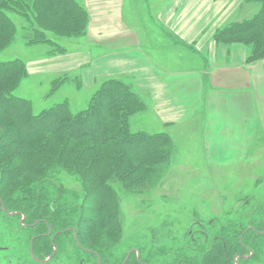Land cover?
Returning <instances> with one entry per match:
<instances>
[{"label": "rangeland", "instance_id": "obj_1", "mask_svg": "<svg viewBox=\"0 0 264 264\" xmlns=\"http://www.w3.org/2000/svg\"><path fill=\"white\" fill-rule=\"evenodd\" d=\"M153 1L128 0L126 5L127 18H134L144 24L151 43L162 40L164 34V29L156 18L157 13L152 10ZM229 1H236L239 4H234L233 7L227 4L238 12L234 11L232 14L234 17L226 26L252 19L261 8L257 3L248 6L244 0ZM76 2L86 10V0ZM241 2L243 5L239 9ZM245 9H248L247 13L244 12ZM11 19L16 25L17 32L13 43L0 52V61L21 60L28 72L13 95L31 101L35 114L64 102L70 103L74 113L85 109L93 94L100 88L103 79L98 78L97 82L91 85L87 82L88 76L84 75L87 72L84 68L80 71L76 69L59 72L56 71V66L53 67L55 62L51 61H56L53 58L58 55L86 49L87 46H83L82 39L87 28L85 34L74 38H61L49 33L47 38L57 45L51 47L48 44L32 43L39 30L37 25L17 15H11ZM164 36L166 37L165 34ZM152 46L155 48L154 43ZM245 46L249 50L250 58L254 47ZM59 47L61 51H58ZM192 50L194 55H200L194 48ZM259 62H264V58L248 63ZM48 68H51V71L44 72ZM56 80L60 84L54 89ZM122 81L136 95L141 96L142 100L148 97L146 92L136 90L137 85L131 78ZM152 120L149 112L146 114L139 112L131 120V131L157 132L153 128ZM199 127H195V130L202 129ZM178 131L171 136L172 139L170 138L172 144L169 147L171 153L169 159L154 167L153 176L151 174L148 179L139 180L134 185L124 181H111L118 203L114 212L116 215H112V218L117 219L116 235L85 234L83 240L87 245L99 249L100 247L116 249L119 254L127 250L132 252L137 248L140 251V259L148 263L160 259L170 261L175 253L177 260L187 259L195 264V261L201 262V257L206 256L205 253H208L209 259L221 252L225 244L229 250L232 245L237 246L238 237L242 234L244 225L248 224L247 216L249 220L263 225L264 125L258 127L257 135L253 142L249 143L244 157L220 160L206 158L201 151L200 142L199 145L189 141L185 137L184 129ZM164 132L169 134L168 130ZM53 172L56 173L50 175L49 181L52 183L56 179L59 183L52 186L56 192L54 190L49 192L47 208L58 207L54 201L58 199L60 193L62 201L68 199V206L74 208L81 204L83 188L79 178L58 167L53 169ZM23 180L26 186L39 179ZM58 186L61 189L60 193ZM21 187L24 186L15 185L12 190L3 191V196L8 197ZM64 189L68 192H63ZM21 220L23 219H18L17 216L4 218L0 215V264H41L30 256L31 233L24 228L26 224L24 220L21 224ZM262 229L264 230V227ZM67 235L66 238H71L69 234ZM65 241L67 246L71 242L73 246L72 238L70 242L64 239V243ZM258 241L262 246L260 249L255 247L256 256L250 264H264V239ZM68 252L64 248L61 249L59 256L48 264H58L59 260L66 264H75L71 262L72 257L76 255L75 251H71L70 254ZM134 259L136 258L133 257L132 260Z\"/></svg>", "mask_w": 264, "mask_h": 264}, {"label": "trees", "instance_id": "obj_2", "mask_svg": "<svg viewBox=\"0 0 264 264\" xmlns=\"http://www.w3.org/2000/svg\"><path fill=\"white\" fill-rule=\"evenodd\" d=\"M245 2L257 3L261 8L252 19L219 29L214 40L228 46L252 45L254 52L247 61L254 62L264 58V0ZM11 15L21 16L39 27L33 44L51 47L57 45L47 38L49 33L74 38L85 34L89 22L87 10L76 0H0V52L13 43L17 32ZM58 51H61L60 47ZM27 74V67L21 60L0 61V201L7 212L22 214L17 217L24 218V228L31 233L29 253L31 240L36 237L33 251L39 260H45L54 252L51 238L43 235L48 232L44 222L48 219L54 233L59 232L55 240L59 252L64 248L69 254L71 251L82 253L68 231L74 228L84 248L96 250L103 257L105 253L111 254L116 257L111 264H123L126 255L120 257L116 249L108 247L89 246L83 235H116L118 224L112 215H116L118 203L111 181L134 185L151 174L153 176L154 167L170 157V137L131 131L133 116L143 111L145 104L117 78L103 80L87 107L77 113L64 102L35 114L31 101L13 95ZM59 84L56 80L54 89ZM56 167L74 174L81 181L83 201L74 208L68 206L67 198L61 200L59 186L60 194L54 201L58 207L47 208L49 192L55 191L52 186L59 183L56 179L52 183L49 181L50 175L56 173L53 172ZM29 178L39 180L25 186L23 179ZM15 185L24 187L4 197L3 191L12 190ZM63 192L68 191L64 189ZM1 207L0 202V215L9 218ZM67 234L71 236L73 246L72 242L71 246L64 243V239L71 241L70 237L66 238ZM259 239L264 237L256 236L254 244L258 249L262 246ZM223 261L224 256L219 251L208 259L207 264ZM71 262L76 263L75 257ZM127 264H132V260Z\"/></svg>", "mask_w": 264, "mask_h": 264}, {"label": "crops", "instance_id": "obj_3", "mask_svg": "<svg viewBox=\"0 0 264 264\" xmlns=\"http://www.w3.org/2000/svg\"><path fill=\"white\" fill-rule=\"evenodd\" d=\"M127 1L86 0L89 22L82 43L87 48L56 56L53 67L59 72L84 68L91 85L98 78H131L136 90L148 95L141 114L149 112L157 130L143 132L168 130L172 139L184 129L208 159L244 157L264 125V62L249 64L243 44L214 40L239 2L154 0L152 10L166 37L152 41L153 48L144 24L127 18Z\"/></svg>", "mask_w": 264, "mask_h": 264}, {"label": "flooded vegetation", "instance_id": "obj_4", "mask_svg": "<svg viewBox=\"0 0 264 264\" xmlns=\"http://www.w3.org/2000/svg\"><path fill=\"white\" fill-rule=\"evenodd\" d=\"M52 212H54V209H52ZM44 222L46 224V226L48 227V232L46 234H43L45 237L47 238H51V243L54 248L55 244V240L56 237L58 236V233H54L53 228H51L52 226L50 225V222L48 219H44ZM247 222L248 224L244 225L245 228L242 231V234L238 237V241H237V246H231V249L229 250L227 245L225 244L224 247L222 248V255L224 256V259H226L225 261H223L221 264H250V262L252 261V259H254L253 257L256 256L255 254V244L254 241L256 240V236H264V230L262 229L264 227V223L262 224H257L254 220H249L248 216H247ZM50 229H52V231H50ZM224 230V229H223ZM71 232V231H69ZM73 234V232H71ZM73 238H74V234H73ZM222 242L224 243V238H221ZM74 241L76 242L75 238ZM79 241V240H78ZM80 244V242H79ZM76 245L78 246L77 242ZM57 247V246H56ZM58 248V247H57ZM78 250H80L82 253L79 252H75V261L76 263L79 264H99V257L102 261V264H111L112 261H114L116 259L115 256L113 255H108V254H104V257L101 255V253H99L96 250H92V249H87L84 248L81 244L80 246H78ZM94 251V252H90V251ZM231 251V252H230ZM58 252H59V248H58ZM57 252V253H58ZM57 253L52 256V259L49 260V258L51 256H49L48 258H46L45 260L42 261H47L46 263L43 264H48L51 263L53 260H55V256L57 255ZM112 254H114L112 252ZM208 253H205L204 255L206 256H202L201 257V262L200 261H195V264H207L208 262V257H207ZM117 255H119L120 257L126 255L124 262L126 261V258L129 256V260L131 261L133 259V257L136 258V262H133L134 260H132V264H192V261H189L187 259H176V255L177 254H173V256H171L172 258H170V261H166L164 259H160L159 261H153L151 263L148 262H143L140 258V251L136 248V250H133L132 252H130V250L122 252L121 254H119V252L117 251ZM87 257V258H86ZM74 257H72L73 259ZM70 260V259H69ZM36 262V261H35ZM60 263L58 264H66L65 262H62L59 260ZM123 262V263H124ZM75 263V262H74ZM75 263V264H76ZM128 263V262H127ZM113 264V263H112ZM194 264V263H193Z\"/></svg>", "mask_w": 264, "mask_h": 264}, {"label": "water", "instance_id": "obj_5", "mask_svg": "<svg viewBox=\"0 0 264 264\" xmlns=\"http://www.w3.org/2000/svg\"><path fill=\"white\" fill-rule=\"evenodd\" d=\"M0 202H1V204H2L1 210H2V212H3L6 216H18V215H22L21 213H17V212H12V213L7 212V211H6V208L4 207L3 202H2V201H0ZM23 220H24V218H23ZM23 220H21V224L23 223ZM39 222H40V221L36 222L35 225L39 224ZM50 231H52V229H50ZM68 231L73 232V234H74V238H75V240H76L78 246H80L79 241H78V237H77V232H76V230H75L74 228H71V229H69ZM35 239H36V237H34V238L31 240V244H30V254H31L32 258H33L36 262L41 263V264L48 262L49 260L52 259V256H54V255L57 253L58 248L54 245V248H55V249H54L53 255L49 258V260H47V261L39 260L38 258H36V257L34 256V251H33V243H34V240H35ZM87 251H90V250H87ZM90 252H94V251H90ZM128 260H129V256L126 258V261H125L123 264H127ZM99 264H102V261H101L100 257H99Z\"/></svg>", "mask_w": 264, "mask_h": 264}]
</instances>
